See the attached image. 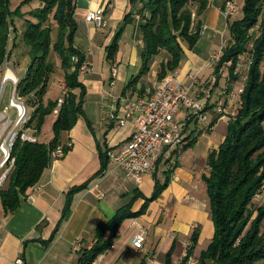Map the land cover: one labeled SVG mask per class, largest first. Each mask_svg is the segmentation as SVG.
<instances>
[{
	"label": "crops",
	"instance_id": "0c3cea01",
	"mask_svg": "<svg viewBox=\"0 0 264 264\" xmlns=\"http://www.w3.org/2000/svg\"><path fill=\"white\" fill-rule=\"evenodd\" d=\"M222 3L221 0L210 1L203 22L204 35L212 36L210 41L200 38L193 49L183 46L184 59L174 73L178 81L192 87L194 94L210 91L211 98L210 77L214 75L211 70L210 76L206 64L215 53L216 44L222 47L228 40V18L221 10ZM96 9L105 11L107 24L103 28H97L88 19V12ZM130 10L128 0H76L75 47L92 64V71L78 78L86 91L84 114L61 136L62 144H72L70 150L63 158L52 159L37 185L20 194V207L16 212L6 214L0 196V264H15L18 257L24 264H78L74 246L91 248L98 227L108 224L117 215L125 218L111 248L96 258L97 264H167L169 258L170 264H180L191 246L193 253L187 264H204L200 256L212 241L215 226L203 196V176L209 172V154L226 139L228 117L211 126L217 115L207 116L210 132L206 127L200 129L195 144L186 149L199 129V125L190 123L182 148L173 153L165 150L155 170L145 175L140 184L127 177L111 159L107 171L97 176L102 167L100 150L108 151L110 157L135 132L131 124L118 128L108 117L113 103L109 94L119 96L131 92L127 86L140 65L143 45L135 24L131 25L137 40L120 46L114 61L107 60V48ZM127 29L128 25L125 33ZM154 67L145 78L148 85L157 80L158 69ZM113 68H118V74L111 88ZM224 71L223 76H226L227 69ZM119 82L122 92L117 90ZM64 85L63 79L54 100L60 97ZM203 97L204 100L206 96ZM206 105L210 106V100ZM185 118L183 111L176 115L178 122ZM222 124L224 127L218 132ZM165 182L167 186L160 195L150 200L157 185ZM31 195H34L33 202L28 200ZM67 208L70 212L64 218ZM195 231L198 240L193 244L191 236ZM140 235L144 236L145 243L143 249L137 250L132 240Z\"/></svg>",
	"mask_w": 264,
	"mask_h": 264
},
{
	"label": "trees",
	"instance_id": "16d2710c",
	"mask_svg": "<svg viewBox=\"0 0 264 264\" xmlns=\"http://www.w3.org/2000/svg\"><path fill=\"white\" fill-rule=\"evenodd\" d=\"M128 1L131 10L107 48V60H115L125 26H138L143 45L140 65L127 89L132 95L141 96L148 85L145 78L156 63L159 62L157 80L174 74L184 59L183 46L193 49L205 34L203 22L210 0ZM75 11L76 0H0V75L4 73V65L13 48L21 40L28 48L30 65L25 78L19 81L18 92L22 99L32 104L33 114L27 127L38 137L36 143L19 139L14 145V169L0 189L6 214L19 209L20 194L37 185L51 163L50 152L62 144V134L70 131L84 114L86 91L79 82L78 68L86 57L75 47L78 31ZM234 17H227L228 41L218 64L212 68L214 87L219 85L225 68L228 94L237 87L240 67L247 69V75L239 94L237 113L229 117L226 139L209 154V174L203 176L215 226V235L200 256L204 264H257L264 261V204L253 209L254 200L264 186V0H244L242 16ZM52 52L60 58L68 90L57 115L54 111L59 98L47 104L43 100L57 70L50 60ZM75 55L79 63L73 69L72 57ZM208 107L206 105L205 110ZM52 114L55 116L54 137L47 145L39 136ZM220 118L217 116L211 126ZM207 130L210 132V128ZM200 134H194L186 149L195 144ZM100 152L102 167L97 176L107 171L110 162L108 151ZM166 186L167 182L157 185L150 200L156 199ZM69 212L67 208L64 218ZM124 218L117 215L108 224L98 227L93 246L82 247L76 252L78 264H92L100 254L108 251ZM197 240L195 231L191 241L196 244ZM192 253L193 246L187 249L180 264H187ZM167 264H170V258Z\"/></svg>",
	"mask_w": 264,
	"mask_h": 264
},
{
	"label": "built area",
	"instance_id": "2783aa9c",
	"mask_svg": "<svg viewBox=\"0 0 264 264\" xmlns=\"http://www.w3.org/2000/svg\"><path fill=\"white\" fill-rule=\"evenodd\" d=\"M221 10L226 17H231L238 11V5L235 0H223ZM88 19L97 28H103L107 24L103 9L90 10ZM222 49L217 54L211 55L206 67L212 69L218 64L223 55ZM9 63V61L6 62L1 93L7 81L11 82L13 88L10 107L16 110V121L13 122L6 113L0 112V188L4 186L14 169L15 158L12 151L15 143L19 139L28 143L38 142L35 131L27 127L30 115L18 92L20 80L15 75L12 64L9 66ZM72 63L74 64L73 69H75L79 63L78 56L72 57ZM91 71L92 64L85 59L78 68L79 75ZM9 73H12V75H9ZM117 74L118 69L113 68L111 88L115 86L114 79ZM67 91L66 85H64L61 92L62 96L59 97L57 109L54 111L55 115L59 113ZM109 96L113 100L108 114L109 121L118 128L131 124L135 130L131 138L123 143L114 154L110 155V159L125 171L127 177L133 179L137 184L142 183L143 177L155 170L165 150L173 153L182 148L190 123H196L199 126L206 127V129L210 128L207 125V116H205L206 100L210 98V91L207 92V99L202 102L201 98L193 93L192 87L185 86L178 81L175 74L150 83L141 96H134L130 92L119 96L110 93ZM181 111L186 113V118L184 121L178 122L176 115ZM216 114L221 117L220 119L233 116L222 105L216 107ZM71 147V143L60 144L50 152L51 160L63 158ZM28 200L33 202L34 195L29 196ZM144 243L145 238L142 235L132 240V244L137 250L143 249ZM79 249L78 244L73 248L74 252L79 251ZM15 264H24V260L18 257ZM92 264L97 263L93 261Z\"/></svg>",
	"mask_w": 264,
	"mask_h": 264
},
{
	"label": "rangeland",
	"instance_id": "374dc122",
	"mask_svg": "<svg viewBox=\"0 0 264 264\" xmlns=\"http://www.w3.org/2000/svg\"><path fill=\"white\" fill-rule=\"evenodd\" d=\"M235 1H236V4L238 5V11L235 13V17L239 18L242 16V9L244 6V0H235ZM18 26H20L19 23H18ZM134 36H135L134 26L131 24H128V29L126 30V33L125 32L123 33V36L119 42V49H120V46L121 47L125 46L126 43L134 42L135 39L137 40V37L134 38ZM139 37L140 38L142 37L141 32L139 33ZM210 37H212V36L209 33H207L206 35L202 36L201 38L203 39V41H210ZM226 43L227 42L225 41L224 44H226ZM214 44H216V43H214ZM216 46H217V49H216L215 53H213V54H217L222 49V47L220 45H219L220 47L217 44H216ZM27 52H28V48L20 40V42L18 43V46L15 45V47L13 48L11 55H10V58L8 60L10 62L9 66H11L10 64H12V69L20 81H22L25 78V74H26V72L29 68V65H30V58L28 57ZM50 60L55 63L57 70L54 74V78L52 80V83L48 87V91H47L46 95L44 96L43 100H44L45 104H47L49 101H54V99L56 98L57 93H58L59 85L64 79L62 68H61V61H60L59 56L57 54H55L54 52H52L51 56H50ZM242 61H243V59L241 60L240 64H242ZM244 62H245V60H244ZM13 64H15V65H13ZM5 68H6V63L4 65V72H5ZM154 68L155 69L159 68V62L155 64ZM207 69H208V73H210V71L212 70L211 68H207ZM239 71L238 72L240 74V78H239L238 83H236L237 87H235L233 93H231L232 95L228 94L226 92V88H225L226 87V81H227L226 76H223L220 78L219 85L217 87H214L213 76L210 77L211 81L213 83L212 84V90H211L212 91L211 92L212 98L209 99L210 100V106H212V107L209 108L207 110V112L205 111V116L209 117V116L215 115L216 107L218 105H222L223 108H225L228 113H231V115L235 116V114L237 113L238 106L240 105V102H239L240 90L245 85L246 75H247V69L242 70V68L240 67ZM131 73H132V68H131V70L128 71V77ZM4 75H5V73H3V75H0V93H1L2 85L4 83L3 82ZM211 75L212 74L210 73V76ZM115 84H116V80H115ZM121 86L122 85L119 82V84L117 85L118 92L119 91L122 92L121 91L122 89H120ZM12 88H13L12 83L7 81L6 85L4 86L3 91L1 93V96H0V112L6 113L12 119V121L15 122L16 121V110L14 108L10 107ZM195 94L198 95L199 98H201L202 102L204 100H206L208 97L207 93L206 94L195 93ZM203 96H206V98L204 100H203V98H204ZM22 100L25 101V103H26L28 114L30 116H32V114H33V108L31 106L32 104L29 103L28 100L25 98ZM227 103H228V105H227ZM207 114H209V115H207ZM54 115H55V113H54ZM54 115L52 114L47 118V121L43 127V131L39 136L40 141L42 143L47 144V145L52 141V139L54 137L53 130H52L53 123L55 121ZM226 124H227V122H226ZM223 127H224V124H222V126L220 127L218 132H220L223 129ZM200 129H203V126H199V129H196L197 132ZM187 162L188 161H186V163ZM208 174H209V172L206 175H208ZM203 186H204V188H203L204 189V195L203 196L205 197L207 208H208V211L210 212V210H209V198H208V194H207V190H206V185L204 182H203ZM263 204H264V186H263L260 194L257 195L255 200H254V208L253 209H255V206H257V205L261 206Z\"/></svg>",
	"mask_w": 264,
	"mask_h": 264
},
{
	"label": "bare ground",
	"instance_id": "6f19581e",
	"mask_svg": "<svg viewBox=\"0 0 264 264\" xmlns=\"http://www.w3.org/2000/svg\"><path fill=\"white\" fill-rule=\"evenodd\" d=\"M9 75H12V73H9Z\"/></svg>",
	"mask_w": 264,
	"mask_h": 264
}]
</instances>
